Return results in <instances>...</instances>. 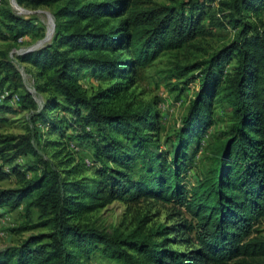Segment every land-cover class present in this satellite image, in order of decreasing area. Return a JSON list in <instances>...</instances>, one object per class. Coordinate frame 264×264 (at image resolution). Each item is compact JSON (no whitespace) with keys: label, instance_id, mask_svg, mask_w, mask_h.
Returning <instances> with one entry per match:
<instances>
[{"label":"trees","instance_id":"16d2710c","mask_svg":"<svg viewBox=\"0 0 264 264\" xmlns=\"http://www.w3.org/2000/svg\"><path fill=\"white\" fill-rule=\"evenodd\" d=\"M15 2L22 8L53 6L54 26L42 47L18 54L40 103L0 51V91L8 90L0 113L26 110L28 121L23 132L0 135V179L12 173L18 180L15 187L0 188V207L35 206L40 218L17 229H49L1 248L0 264H95L94 254L115 264H264V237L256 227L264 217V19L251 17L264 9V0ZM0 18V41L38 28L34 16L5 5ZM225 24L234 29L227 43L175 65L183 83L196 78L199 86L170 135L169 149H162L161 112L134 92L138 68ZM85 70L105 83L87 88L80 81ZM216 101L229 107L231 123L211 143L205 174L187 187L182 173L213 123ZM71 140L91 146L90 173L69 147ZM27 153L37 162H16ZM115 200L179 208L166 217L171 221L157 223H150L151 212L139 211L127 232L89 220L91 212Z\"/></svg>","mask_w":264,"mask_h":264},{"label":"rangeland","instance_id":"374dc122","mask_svg":"<svg viewBox=\"0 0 264 264\" xmlns=\"http://www.w3.org/2000/svg\"><path fill=\"white\" fill-rule=\"evenodd\" d=\"M166 3H178L182 0H155ZM13 0H0V6L5 5L10 7L15 13L24 17H35V23L38 26L36 30L21 34V39L11 38L10 40L0 41V51L6 52L7 57L10 58L17 67L18 54L27 53L34 49L42 47L47 43L53 32L54 19L52 18V11L54 7L42 6L37 8L25 7L18 8ZM4 3V4H3ZM216 2H212V6ZM24 7V6H23ZM29 10V12H28ZM264 9L260 8L259 12L251 15V17L260 16L264 19ZM21 12V13H20ZM52 15H50V14ZM1 19V18H0ZM48 25V28H47ZM47 29V34L45 36ZM234 34V29L228 25H216L211 29L210 34L199 37L193 40L191 45H185L179 49L168 50L162 52L151 63L138 68L136 72L137 82L135 85V95L137 99L149 101L156 104V107L161 112L160 123V145L162 149H169V139L172 132L181 124V118L185 113L190 100L193 98L195 91L199 86V81L193 78L187 84L183 83V78L177 77L174 73L175 65L192 62L203 57H206L210 52L217 49L221 45L227 43ZM30 49H28V47ZM19 49L15 51L14 49ZM12 51V55H11ZM21 64V63H20ZM23 66V64H21ZM32 68L30 63L24 64ZM24 67V66H23ZM25 68V67H24ZM26 71V69H24ZM23 70V71H24ZM190 75V73H189ZM26 83L32 84L31 78L25 77ZM87 88L95 87L98 84H104L98 74H94L89 70L83 71L80 80ZM1 92V91H0ZM0 97V101H2ZM13 104V102H10ZM14 113H0L5 119H0V135H10L23 132L28 128V121L26 120V110H17ZM59 114H64L68 117V112L59 110ZM232 115L229 107L221 102H215L213 123L207 128V132L200 138L199 147L195 153H192L191 158L188 159L187 169L182 173L184 182L187 187L194 185L205 174L210 165L212 142L224 136V130L231 123ZM30 126V124H29ZM32 126V125H31ZM40 130V134H41ZM43 139L45 136L40 135ZM48 138L58 137L56 134L47 136ZM36 142V140L34 141ZM53 146H48V152L52 150ZM194 148V144L190 146V151ZM92 148L90 145H80L78 150L79 158L88 156L92 158ZM2 159L0 158V163ZM16 162L20 165H32L37 162L34 155L27 153L19 156ZM87 173L93 169L84 164L83 166ZM6 171H9L7 166H4ZM29 174H31L29 172ZM18 185L17 177L10 173L5 178L0 179V188L15 187ZM175 208L179 205H174L168 202H125L115 200L104 207H101L88 215L89 220L93 221L99 227L105 228L108 231L118 230L127 232L136 223L138 213H152L153 220L150 222H160L168 220L166 217L169 213H173ZM183 216L190 217L181 208ZM140 211V212H139ZM40 209L32 206L29 209L24 208V203L19 207L11 209L7 205L0 207V249L19 244L25 237L31 233L48 231V227H35L26 230H19L17 227L30 224L40 218ZM171 221V220H168ZM149 223V224H150ZM256 227L257 233L264 237V217L261 218ZM193 234V231H191ZM184 249L185 245H176ZM91 262L95 264H115L113 261L106 260L97 254L91 256Z\"/></svg>","mask_w":264,"mask_h":264},{"label":"built area","instance_id":"2783aa9c","mask_svg":"<svg viewBox=\"0 0 264 264\" xmlns=\"http://www.w3.org/2000/svg\"><path fill=\"white\" fill-rule=\"evenodd\" d=\"M18 39H21V36L18 37ZM15 51H18L19 49L15 48L14 49ZM12 51H11V55H12ZM19 67H17L21 73V76H22V79H23V82H24V85L26 86V88L28 89V91L32 94L33 98L37 101V103H40L41 100H42V97L40 95L39 92H37V90L35 89V87L33 86V84H28L26 83L25 81V77H28V78H31V75L29 72L25 71L24 70V67L18 63ZM24 70V71H23ZM32 80V78H31ZM8 94V90L4 89L0 92V97L1 99H4L5 96ZM18 99V96L17 94L14 93L13 97L11 98L10 102L12 101H15ZM69 147L75 151H78L79 148H80V145L76 142V141H73L71 140L70 143H69ZM82 160L83 162L85 163V165H90L91 164V158H89L88 156H82Z\"/></svg>","mask_w":264,"mask_h":264},{"label":"bare ground","instance_id":"6f19581e","mask_svg":"<svg viewBox=\"0 0 264 264\" xmlns=\"http://www.w3.org/2000/svg\"><path fill=\"white\" fill-rule=\"evenodd\" d=\"M13 1H14V0H13ZM14 3H15V2H14ZM15 4H16V3H15ZM16 5H17V4H16ZM17 6H18V5H17ZM18 8H21V7L18 6ZM21 9H23V8H21ZM23 10H24L25 12H27V10H25V9H23ZM28 12H29V10H28ZM20 13H21V12H20ZM49 14H50V13H49ZM50 15H51V14H50ZM51 16H52V15H51ZM52 18H53V17H52ZM53 26H54V23H53ZM47 28H48V25H47ZM46 34H47V29H46L45 36H46ZM30 47H31V46H29L28 49H30Z\"/></svg>","mask_w":264,"mask_h":264},{"label":"crops","instance_id":"0c3cea01","mask_svg":"<svg viewBox=\"0 0 264 264\" xmlns=\"http://www.w3.org/2000/svg\"><path fill=\"white\" fill-rule=\"evenodd\" d=\"M264 13V12H263Z\"/></svg>","mask_w":264,"mask_h":264},{"label":"water","instance_id":"95a60500","mask_svg":"<svg viewBox=\"0 0 264 264\" xmlns=\"http://www.w3.org/2000/svg\"><path fill=\"white\" fill-rule=\"evenodd\" d=\"M15 1V0H14Z\"/></svg>","mask_w":264,"mask_h":264}]
</instances>
